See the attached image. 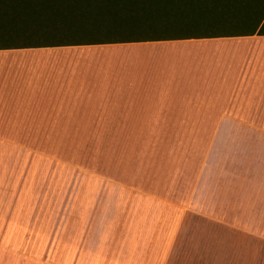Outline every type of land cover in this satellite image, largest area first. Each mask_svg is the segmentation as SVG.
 Listing matches in <instances>:
<instances>
[{
	"label": "rangeland",
	"instance_id": "1",
	"mask_svg": "<svg viewBox=\"0 0 264 264\" xmlns=\"http://www.w3.org/2000/svg\"><path fill=\"white\" fill-rule=\"evenodd\" d=\"M144 126L1 139L0 264H264V124Z\"/></svg>",
	"mask_w": 264,
	"mask_h": 264
},
{
	"label": "crops",
	"instance_id": "2",
	"mask_svg": "<svg viewBox=\"0 0 264 264\" xmlns=\"http://www.w3.org/2000/svg\"><path fill=\"white\" fill-rule=\"evenodd\" d=\"M110 123L156 129L127 138L264 124V35L0 50V140Z\"/></svg>",
	"mask_w": 264,
	"mask_h": 264
},
{
	"label": "trees",
	"instance_id": "3",
	"mask_svg": "<svg viewBox=\"0 0 264 264\" xmlns=\"http://www.w3.org/2000/svg\"><path fill=\"white\" fill-rule=\"evenodd\" d=\"M253 35L264 0H0V50Z\"/></svg>",
	"mask_w": 264,
	"mask_h": 264
}]
</instances>
